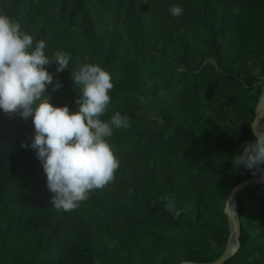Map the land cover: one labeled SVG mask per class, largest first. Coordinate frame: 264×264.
<instances>
[{"label": "trees", "instance_id": "obj_1", "mask_svg": "<svg viewBox=\"0 0 264 264\" xmlns=\"http://www.w3.org/2000/svg\"><path fill=\"white\" fill-rule=\"evenodd\" d=\"M0 14L43 39L47 56L70 55L63 72L46 66L62 82L48 86L54 106L78 111L71 70L98 64L114 85L101 119L119 112L130 123L107 138L120 161L114 181L64 212L36 151L21 146L35 135L32 117L0 109V264L218 259L228 195L253 177L231 158L254 139L248 122L264 92V0H0ZM235 199L241 245L222 264H264V184Z\"/></svg>", "mask_w": 264, "mask_h": 264}, {"label": "clouds", "instance_id": "obj_2", "mask_svg": "<svg viewBox=\"0 0 264 264\" xmlns=\"http://www.w3.org/2000/svg\"><path fill=\"white\" fill-rule=\"evenodd\" d=\"M169 12L179 17L183 8L172 6ZM45 49L43 39L34 42L18 21L0 14V109L25 121L32 117L35 135L29 137L31 145L22 142L21 146L36 151L47 177V188L53 194L52 207L70 212L87 200L92 191L114 181L120 161L107 138L114 129H127L130 123L119 112L110 121L101 119L108 110L109 92L114 85L110 73L98 64L83 63L71 70L74 88L80 89L75 101L78 111L71 112L67 105L54 106L48 86L52 85L55 91L62 87V82L56 79L54 83L46 66L54 62L58 65L55 71L63 72L69 69L71 57L63 51H55L49 57ZM260 101L264 103V94ZM262 120L264 117L248 122L254 139L241 145L231 164L264 182ZM161 198L166 201L165 211L178 218L183 210L176 208L174 196Z\"/></svg>", "mask_w": 264, "mask_h": 264}, {"label": "water", "instance_id": "obj_3", "mask_svg": "<svg viewBox=\"0 0 264 264\" xmlns=\"http://www.w3.org/2000/svg\"><path fill=\"white\" fill-rule=\"evenodd\" d=\"M264 94V92H263ZM264 117V103H262L259 99L256 109H255V118ZM258 184H264V182L257 180L254 177L246 178L241 180L239 183H237L233 189L230 191L228 198L226 200V206H225V212L228 215L229 223H230V237L227 242L226 248L223 252V254L216 260L210 261V262H199V261H182L179 264H222L227 259H229L231 256H233L237 250L239 249L241 245L240 241V235H241V223H240V217L237 212V204H236V195L240 190L250 187L252 185H258ZM232 204L234 205V210L232 208Z\"/></svg>", "mask_w": 264, "mask_h": 264}, {"label": "bare ground", "instance_id": "obj_4", "mask_svg": "<svg viewBox=\"0 0 264 264\" xmlns=\"http://www.w3.org/2000/svg\"><path fill=\"white\" fill-rule=\"evenodd\" d=\"M232 206H233V204H232ZM233 208V207H232ZM234 210V209H233Z\"/></svg>", "mask_w": 264, "mask_h": 264}]
</instances>
